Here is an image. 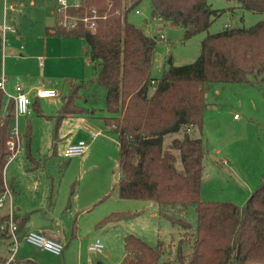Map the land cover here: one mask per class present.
I'll return each instance as SVG.
<instances>
[{"label": "trees", "instance_id": "1", "mask_svg": "<svg viewBox=\"0 0 264 264\" xmlns=\"http://www.w3.org/2000/svg\"><path fill=\"white\" fill-rule=\"evenodd\" d=\"M80 1L81 7L73 12L83 16L96 10V30L56 27L47 34L86 39L92 60L100 65L95 79L107 90L106 109L112 116L106 119L118 135L119 197L154 201L166 216L170 207L185 212L191 204L196 206L193 234L187 231L185 219L170 216L186 232L178 241V256L163 264H264V172L243 206L202 200L206 155L202 138L194 135L203 126L206 83L264 85V20L249 28L227 27L208 34L196 61L170 67L157 81L151 73L157 38L127 20L128 13L145 0ZM148 1L153 17L181 27L185 39L207 31L212 18L221 13L209 0ZM227 1H236L241 9L264 12V0ZM70 84L62 114L83 113L85 109L75 103L83 82L72 80ZM3 100L0 90V197L6 191L5 168L13 154L8 141L14 122V101L3 114ZM179 133L166 143V137ZM139 214L115 212L98 227ZM0 238H10L8 217L1 214ZM184 244H190V253L183 252ZM124 248L123 264H159L167 252L163 243L150 246L134 234L126 236Z\"/></svg>", "mask_w": 264, "mask_h": 264}, {"label": "rangeland", "instance_id": "2", "mask_svg": "<svg viewBox=\"0 0 264 264\" xmlns=\"http://www.w3.org/2000/svg\"><path fill=\"white\" fill-rule=\"evenodd\" d=\"M209 4L213 9L221 11L219 17L212 18L207 31L189 39H185L181 27L153 17L148 0L128 13L127 20L130 23L142 28L148 36L157 38L151 71L154 79H162L172 66L196 61L201 52V43L208 34L220 32L227 26L249 28L264 20V12L241 9L236 1L209 0ZM136 9L141 13L137 14ZM1 57L0 55V73L6 62V58L1 62ZM89 60L92 61L90 56ZM10 68L14 72L9 75L14 87L18 84L28 90L27 87L31 86L32 92H35L39 85L44 84L40 87H52L46 89L58 92L57 97L43 99L38 103H33L34 93L30 94L32 113L18 118L19 150L7 164L5 176L7 184L10 185L11 180H15L22 189L19 202L22 207L37 209L36 215L41 217L55 212L56 221L62 229L76 218L78 230L82 229L86 236L80 245L77 244L79 240L73 239L64 252L67 250L71 254L74 250L75 260L79 254L84 264L89 259L93 261L92 264L121 263L125 255L123 237L126 234H135L150 246L163 243L167 252L161 257L159 264L167 259H175L178 256V241L186 232L177 220L185 219L189 224V234L195 233L196 206L191 204L185 212L170 207L166 216L160 214V208L154 201L119 199L116 186L121 175L118 135L101 117L102 111L106 110L107 90L95 79L100 72L99 63H87L85 77L83 75L76 79L83 82V86L78 91L75 103L94 110L97 117L93 119L90 115L61 118V110L71 87L68 81L56 78L58 80L52 84L44 79L40 74L41 68L37 67L21 70L15 64ZM46 69L47 62L44 70ZM204 88L206 97L203 126L201 132H194L196 137L202 138L206 155L201 199L233 202L243 206L259 185L264 172V85L208 82ZM6 94L4 93L2 104L3 114L6 111L5 100L10 99ZM235 115L237 118H234ZM29 125L30 134H27ZM92 132L97 135L90 143ZM181 135L179 133L166 137V143ZM80 137L90 143V152L81 157L66 158L65 147L71 140ZM223 159H226L225 163ZM178 166L180 168V163ZM104 192L103 195H109L108 199L89 212L75 211L73 215L68 212L70 203L83 205ZM31 195H34V199ZM14 197L15 208H18L17 197ZM113 198L129 207L126 208L127 211H139L140 214L131 220L121 221L115 225L118 227L112 225L108 229H96L95 224L103 217L99 212L102 208L112 206ZM5 206L0 208L1 213H6ZM172 215L177 219L176 222L170 217ZM114 228H120L121 233L125 232L123 237L118 236L117 229ZM97 238L104 244V252L90 254L87 248ZM20 245L14 254V261L16 255L19 256ZM29 246L32 250L38 249ZM63 246L65 247L64 244ZM10 248L11 239L0 238V255L8 252L10 256ZM191 251L190 244L183 245L185 254ZM62 257L44 254L49 264H62Z\"/></svg>", "mask_w": 264, "mask_h": 264}, {"label": "crops", "instance_id": "3", "mask_svg": "<svg viewBox=\"0 0 264 264\" xmlns=\"http://www.w3.org/2000/svg\"><path fill=\"white\" fill-rule=\"evenodd\" d=\"M5 3H12L15 4L17 7L16 12H7L6 15V21L9 24H14L17 32L7 33L8 46L5 48V50H3L0 45V55L2 56L1 58H3L1 62H3V60L6 58L5 66L1 68L2 71L0 74L1 76L8 75L7 76L8 82L5 86V92L7 93L6 95L10 99L7 98L5 100L6 107L7 104L12 100L10 96L16 95V85L15 87L13 86L12 78L9 76L14 73L12 68H10V66L12 65L16 64L21 70L32 69L33 67H37L39 69L41 68L42 71H40L41 72L40 74L43 75L44 79L49 80V82L52 84H55L54 82L58 80L56 78L64 79V82L68 81L69 83L72 80L74 82H78L76 81V79H80L79 77L83 75L85 77L84 72L87 63L89 62H94L95 64L97 63L93 60L92 61L89 60V56L91 57V55L89 52V46L86 39L81 37L55 36V35L47 34L48 29L56 28V17L54 14V7L56 0H0V25H2L4 22ZM237 6L239 5L237 4ZM45 62H47L46 70H44ZM24 76L27 75L24 74ZM43 85L44 84L39 85V89L45 88V87H40ZM27 88L28 90H25V88H23L25 93H27L28 95L34 93L33 103H38L41 100H43V99H38L36 97V91L38 89L35 90V92L34 91L32 92L33 89L31 86ZM46 88H52V87H46ZM81 115H90L92 119L97 117V113H95L94 110L91 111L90 108H86L83 113L62 114L61 118L78 117ZM101 115L100 116L104 119L106 124L109 125L106 118L111 117L112 115L107 111V109L105 111H102ZM20 117H26V116H19L18 118ZM18 118L16 120L17 129H18ZM234 118H237V115H235ZM14 122H13V126H14ZM28 122H30V119H28ZM92 133L90 136L91 137L90 143H92L95 138L92 136ZM27 134H30V125L28 126ZM79 140H85V139H83L82 137L74 138L67 144V147L68 145L76 143ZM90 143H88L89 147L85 155L90 152L91 149ZM99 145H101V143ZM67 147H65V149ZM225 162L226 159H223V163ZM5 184H6V188L9 190L11 194V202H12L14 216L18 221L19 225L21 226L18 236L22 238L20 240L21 242L19 243L21 244L18 250L19 256L16 255L15 261L13 260L14 262H12L11 264H49L46 262V259L44 258V254L55 255L23 240V237L26 234V232L30 230L43 232L48 237H56V239L59 242L65 245V248L70 245L73 239L79 240V243L77 244L80 245V242H82V239L84 238V236H86V234L82 232V229L78 230L76 224V218L72 221V223L67 224L65 228L62 229L60 227L59 222L56 221V218L54 216L55 212H51V215L47 213L45 214V216L41 217L39 215H36L35 211L37 209H33V207H24V206L22 207V204L19 203L21 199L20 195L22 189L19 187L18 184H16L15 180H11V184L9 185L7 184L6 176H5ZM103 194H105V192L99 195L98 197H94L88 203L87 202L83 203V205H80V203L74 205V202L70 203V209L68 212L71 215H73L75 211L89 212L90 210L95 208L98 204L108 199L109 195L105 196ZM102 195L103 197L104 196L105 197L103 198ZM14 196L17 197L18 200L17 204L20 206L18 208H15L16 199ZM31 197L32 199H34V195H31ZM119 199L122 198L119 197ZM122 200L126 201L128 199H122ZM119 201L121 200H117V198H113L112 206L109 205L105 208H102V210L99 213L101 214L100 216L103 217L95 224L96 229H105V228L108 229V227L112 225L114 227H118L115 225H117L121 221H128V220H121V221L109 223L102 227H98V224L102 220H104L108 215L115 212L127 211L126 208L129 207L124 205L123 202H119ZM5 208H7L6 213L0 212V214L7 216L10 210L9 201H7ZM104 209L106 211H104ZM128 211H132V210H128ZM114 229H117L116 231L118 236L123 237L122 234H124L125 232L121 233L120 228H114ZM126 236L127 234L124 235L123 237V246ZM25 242L27 244L24 245ZM29 245L36 247L39 250L38 249L32 250V248ZM87 249L89 251V246ZM73 252L71 254H68L67 250L66 252L63 251V253L61 254L63 256L62 264H84L79 254L77 255L78 259L75 260V257H73L74 256ZM55 256H60V255H55ZM107 256H109V254ZM125 257H126V252L121 263L118 264H123ZM8 258H9L8 252L3 255H0V260H1L0 264H4ZM92 262L93 261L91 259L87 260V264H92Z\"/></svg>", "mask_w": 264, "mask_h": 264}, {"label": "built area", "instance_id": "4", "mask_svg": "<svg viewBox=\"0 0 264 264\" xmlns=\"http://www.w3.org/2000/svg\"><path fill=\"white\" fill-rule=\"evenodd\" d=\"M81 7L80 0H56L54 7V14L56 17V27L65 31H73L83 26L86 29L95 31L97 28V15L96 10H91L88 14L86 12L83 16L78 15L73 12V10H78ZM5 13L4 22L0 25V45L3 50L8 46L7 33H16V27L14 24H9L6 21L7 12H16L17 7L12 3H5ZM136 13L140 14L141 11L136 9ZM163 37V36H162ZM8 82V77L2 75L0 78V90L5 92V86ZM155 86V82L152 83ZM153 86V88H154ZM58 96V92L54 89L40 88L36 91V97L38 99L54 98ZM14 101V126L12 127L11 139L8 141L9 148L12 150L13 154L10 160L15 157L17 151L19 150V133L17 129L16 120L19 116H30L31 115V98L27 93L24 92L20 85H16V95L10 96ZM96 133H92L93 137H96ZM88 143L85 140H79L76 143L68 145L64 151V156L66 158H75L83 156L88 150ZM9 201L10 210L8 217V231L11 239L10 256L4 264H11L14 260V254L20 243L19 233V223L16 220L13 212L11 194L6 188L4 194L0 197V208L4 207ZM23 240L28 243L42 248L52 254L61 255L64 251V246L59 242L56 237H48L43 232L30 230L26 232ZM89 251L91 253L101 254L104 251V244L100 239H96L93 243L89 245Z\"/></svg>", "mask_w": 264, "mask_h": 264}]
</instances>
